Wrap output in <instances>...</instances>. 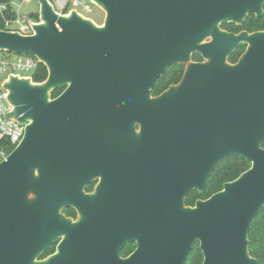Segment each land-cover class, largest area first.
Listing matches in <instances>:
<instances>
[{"label": "water", "instance_id": "95a60500", "mask_svg": "<svg viewBox=\"0 0 264 264\" xmlns=\"http://www.w3.org/2000/svg\"><path fill=\"white\" fill-rule=\"evenodd\" d=\"M91 1L107 13L101 28L76 10L58 14L49 0H39L32 34L0 28V51L35 56L49 71L44 82L4 81L8 115L26 127L0 162V264H186L195 241L202 264H257L249 231L264 207V31L220 25L262 17L264 0ZM242 44L239 61L226 64ZM193 52L210 61L153 96L167 68ZM116 151L132 159L128 169L105 167ZM235 156L250 168L186 207L188 191H204ZM139 173L163 196L144 202L133 192L122 208L119 194L134 185L123 175ZM99 175L97 194L85 195ZM63 207L80 219L59 215ZM59 236L58 251L37 261ZM135 239L138 249L122 259Z\"/></svg>", "mask_w": 264, "mask_h": 264}, {"label": "built area", "instance_id": "2783aa9c", "mask_svg": "<svg viewBox=\"0 0 264 264\" xmlns=\"http://www.w3.org/2000/svg\"><path fill=\"white\" fill-rule=\"evenodd\" d=\"M32 0H8L0 4V21L4 30L19 31L23 34L33 33V24L39 22L34 18V13L24 12L23 8ZM54 10L60 14H69L76 10L85 17L93 12L95 3L91 0H49ZM40 11V10H39ZM8 51H0V74H6L0 78V162L9 155L7 145H18L24 134L25 124L15 118L9 117L14 106L8 99V90L4 87V81L11 74H19L29 77L33 75L39 65V59L32 55L15 54V57L7 56Z\"/></svg>", "mask_w": 264, "mask_h": 264}, {"label": "trees", "instance_id": "16d2710c", "mask_svg": "<svg viewBox=\"0 0 264 264\" xmlns=\"http://www.w3.org/2000/svg\"><path fill=\"white\" fill-rule=\"evenodd\" d=\"M8 0H0L1 3H5ZM264 9V8H263ZM36 16V14H35ZM221 29L227 32L240 33L247 31L249 33L256 31H264V13L262 17L257 18L255 14H249L241 24L232 22H224L220 25ZM0 28H4V25L0 21ZM246 50V45L242 44L235 49L228 57V61L232 64L238 62L242 54ZM198 54L194 57L198 58ZM49 75L47 66L43 62H39V65L32 75L34 82H44ZM168 77L166 76L165 79ZM164 79V80H165ZM179 79L174 78L171 83H176ZM161 82H159L160 84ZM156 88V87H155ZM153 89V95H158V92ZM63 88H57L52 91V97H57ZM264 147V142L262 144ZM8 152H11L15 146L12 144L7 145ZM251 166L245 158L235 156L230 157L220 162L212 171L205 193V197L209 198L211 195L221 191L225 183L230 182L238 178L243 172L248 170ZM192 204L193 202L190 201ZM68 214L75 216L74 210H68ZM249 252L252 257L258 260L257 264H264V207L260 210L249 231ZM203 253L200 248L196 247L188 256L186 264H202Z\"/></svg>", "mask_w": 264, "mask_h": 264}, {"label": "flooded vegetation", "instance_id": "af4514ba", "mask_svg": "<svg viewBox=\"0 0 264 264\" xmlns=\"http://www.w3.org/2000/svg\"><path fill=\"white\" fill-rule=\"evenodd\" d=\"M195 54L199 55L198 58L194 57ZM204 59H205V57L199 52H193L191 54V57H190V60L192 61L191 64H193V63H198V64L199 63H203ZM227 61H228V59H227ZM187 62L178 63V64H174V65L169 66L167 68L166 73L164 74V76L161 77L158 80L156 86L159 84V82H163V80L166 78V76L168 77V74L170 73V70H175L176 73L174 74V78H178L179 79L176 83L172 82L171 85L179 84L181 82V80L183 79L187 69L189 68V67L186 66ZM228 63H230V62L228 61ZM230 64H232V63H230ZM60 88H63V90L60 92L59 95H61V93L65 90L66 87L63 86V87H60ZM152 95H153V93H152ZM153 96H157V95H153ZM140 128L141 127H140L139 124L135 125V129H136L137 132L140 131ZM131 160L132 159H130L129 157H127L125 155H121V154L117 153V151H116L114 155H106L105 156V167L106 168L114 167V169H128L129 168L128 166H131L128 162L131 161ZM135 165H137V164H135ZM162 175L163 174L161 173V177H162ZM123 178L125 180L127 179V181L130 180L129 182L133 181L134 183L133 182H131V183L134 184V185H132L133 187L130 186L129 189H127L128 187H125L124 192L126 194H124L122 192L119 194V197H120L121 203H122V208H125V207L129 208L130 207V206H128L126 204V200H125V196L124 195H126V197L128 198L129 194L133 195V192L135 194V197H134L135 200L144 201V202H147V201L151 200L154 197L159 199V197L163 196V194L161 192V188L160 187H154L153 179H149L146 174H142V173L135 174L134 177L131 176V179H128L129 177L124 174ZM101 181H102V176L99 175V176H95L89 183L85 184V186L83 188V191H84L85 195H89V196L96 195L97 191H98V187H99ZM207 184H208V182H207ZM206 189H207V187H206ZM206 189L204 191H200L199 189H191L190 191H188V193L186 194V196L184 198L185 206L186 207H194L198 201H205L207 199L205 197ZM29 197L31 199L35 198L33 194H30ZM190 201L193 202V203L191 204ZM70 209L75 211V216L68 214V210H70ZM58 214L59 215H64L66 218L71 219L73 221H76L78 219V216H79L80 212L75 207H63V208H60L58 210ZM61 241H62V237L61 236L55 238V240H53V242H51L48 247H46L45 249L41 250L38 253V255L36 256L37 261H41V260H43L45 258H50L51 256H53L58 251V247H59ZM138 247H139V244H138V240L137 239L128 240L120 248L119 256L122 259H128L129 257H131V255L134 254V252L138 249ZM196 247L200 248V242L195 241L193 243V249L191 250V252Z\"/></svg>", "mask_w": 264, "mask_h": 264}, {"label": "rangeland", "instance_id": "374dc122", "mask_svg": "<svg viewBox=\"0 0 264 264\" xmlns=\"http://www.w3.org/2000/svg\"><path fill=\"white\" fill-rule=\"evenodd\" d=\"M39 10H40V4H39V0H32V2H30L29 4H27L24 8L23 11L24 12H28V13H34L33 17L34 18H38V14H39ZM36 14V16H35ZM106 11H104V9L100 8L99 6L95 5L94 6V10L92 13H90L89 16H87L90 19H93L95 21V24L97 27L101 28L104 26L105 24V20H106ZM7 56H11V57H15V53L12 52H8L5 53ZM210 59L205 58L203 63H207L209 62ZM192 63L191 60H189L186 63V66L189 67L190 64ZM226 64H228V62H225ZM176 73L175 70H170V73L168 74V78L163 80V82H161L160 84H158L155 88V91L158 92V95L162 94L163 92H165L166 90L170 89L171 87H173V85H171V81L174 78V74ZM22 76V75H21ZM6 74H0V78H5ZM157 95V96H158ZM63 216V215H62ZM64 217V216H63ZM81 215L79 214L78 219H80ZM77 219V220H78ZM73 221V220H72ZM75 222V221H73ZM48 258H45L43 260H41L40 262H45L47 261Z\"/></svg>", "mask_w": 264, "mask_h": 264}]
</instances>
